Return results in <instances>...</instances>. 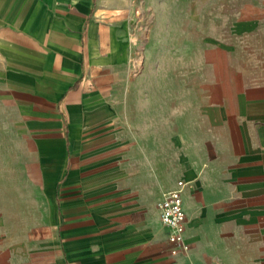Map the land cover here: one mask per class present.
Wrapping results in <instances>:
<instances>
[{
  "label": "crops",
  "instance_id": "0c3cea01",
  "mask_svg": "<svg viewBox=\"0 0 264 264\" xmlns=\"http://www.w3.org/2000/svg\"><path fill=\"white\" fill-rule=\"evenodd\" d=\"M153 1L0 0V264H264L237 250L264 218V81L208 77L242 81L220 102L184 51L137 70L140 17L203 14ZM179 179L189 248L172 255L157 203Z\"/></svg>",
  "mask_w": 264,
  "mask_h": 264
},
{
  "label": "rangeland",
  "instance_id": "374dc122",
  "mask_svg": "<svg viewBox=\"0 0 264 264\" xmlns=\"http://www.w3.org/2000/svg\"><path fill=\"white\" fill-rule=\"evenodd\" d=\"M153 2L158 7L185 6V1L183 4L175 0H154ZM189 6L200 8L203 14L191 15L188 22L183 21L180 16L143 15L140 17L141 31L132 33L131 36L134 40L133 45H138L135 49L138 60L137 70H144V66L147 65L153 68L162 66L160 64L149 65L148 62L151 60L146 58L147 55L155 62H163L166 56L173 55L175 67H180V57L184 51L188 53L189 71L201 70L207 76L206 100L212 94V98L220 102H229L231 95L239 88L238 84L242 81L236 79L211 80L208 77L220 74L231 76L233 73H230V69L239 68L253 73L250 82L264 81V0H190ZM167 18L170 20L168 26L164 24ZM240 18H250L252 26L244 31L235 30L234 21ZM151 39L157 41V46L151 49L145 48L144 45H148L147 42ZM215 42L227 47V52L223 54L224 58L221 54H215L213 50L208 49ZM166 45H173V48H167ZM183 45L184 48H182ZM205 48L207 59L220 62L218 66L225 72L218 73L217 69L209 65L203 67L198 62ZM199 82L201 83L197 79L190 80V103H197L202 98ZM215 82L220 83V86L217 85L213 92ZM249 204L251 203H234V206L242 208ZM238 232V253L264 246V218L258 217L251 225L239 226ZM251 235L255 237L252 239Z\"/></svg>",
  "mask_w": 264,
  "mask_h": 264
},
{
  "label": "built area",
  "instance_id": "2783aa9c",
  "mask_svg": "<svg viewBox=\"0 0 264 264\" xmlns=\"http://www.w3.org/2000/svg\"><path fill=\"white\" fill-rule=\"evenodd\" d=\"M186 184L184 179L177 180L176 186L166 191L157 203L159 219L169 228V252L172 255L184 252L189 248L185 241L187 216L182 197Z\"/></svg>",
  "mask_w": 264,
  "mask_h": 264
}]
</instances>
